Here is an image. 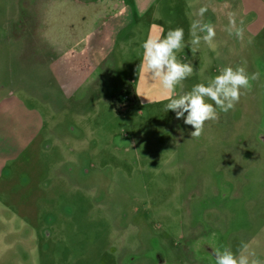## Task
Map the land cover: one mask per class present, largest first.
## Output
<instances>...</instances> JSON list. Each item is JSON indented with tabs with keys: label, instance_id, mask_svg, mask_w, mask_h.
<instances>
[{
	"label": "rangeland",
	"instance_id": "1",
	"mask_svg": "<svg viewBox=\"0 0 264 264\" xmlns=\"http://www.w3.org/2000/svg\"><path fill=\"white\" fill-rule=\"evenodd\" d=\"M53 1L0 0V264H215V248L264 261V26L234 7L242 37L225 21L192 52L184 34L194 71L175 98L225 67L259 73L193 138L138 69L145 34L76 22L72 45Z\"/></svg>",
	"mask_w": 264,
	"mask_h": 264
},
{
	"label": "clouds",
	"instance_id": "2",
	"mask_svg": "<svg viewBox=\"0 0 264 264\" xmlns=\"http://www.w3.org/2000/svg\"><path fill=\"white\" fill-rule=\"evenodd\" d=\"M203 11V10H202ZM241 25L243 21L241 20ZM229 32L236 28V21L230 20ZM197 24L192 26L193 45L192 52L201 42V37L196 34ZM201 32H206L202 37L205 42L211 43L215 37V30L211 24L199 26ZM236 35L242 37L243 28H236ZM184 32L182 28L170 29L163 38L149 37L143 44V59L138 66L142 73H147L152 80L159 81L165 90L168 103L165 105V111H174L176 118H183L185 125H190L194 129L190 136L198 138L204 130L207 121L217 120L219 112L227 113L234 109L242 95V89L250 91L251 81L258 79L259 73L249 75L244 66H231L222 69L221 73L212 78L207 85L204 83L196 84L191 91L176 97V87L192 75L193 66L191 63L181 62L177 59L176 52L184 47ZM246 64V61L243 62ZM138 96H141L137 93ZM208 100L213 103L207 102ZM187 114V115H185ZM247 249V245H244ZM215 264H264V261L252 258L254 253L239 256L224 248H215L212 251Z\"/></svg>",
	"mask_w": 264,
	"mask_h": 264
},
{
	"label": "crops",
	"instance_id": "3",
	"mask_svg": "<svg viewBox=\"0 0 264 264\" xmlns=\"http://www.w3.org/2000/svg\"><path fill=\"white\" fill-rule=\"evenodd\" d=\"M53 4L56 6V21L62 9L70 10L74 22L70 25L74 29L71 40L75 46H78V39H81L79 35L81 37L83 31L81 28L78 34L76 24L87 26L88 21H94L89 31L93 36H98L93 32L95 21L106 20L109 22H102L98 26L99 32H105L110 27L123 30L130 27L134 30L133 35L143 33L148 38H162L167 35L168 30L179 28L174 25L175 22L169 21L192 20L198 25L197 35L205 45L215 44V40L211 43L205 42L202 37L206 32H201L199 26L211 24L214 29H223L225 21L230 23L234 19V7L242 16L249 18L245 25L248 31L257 34L258 27L264 26V0H54ZM123 19L130 22H123ZM187 30L184 31L185 35L192 34L189 27Z\"/></svg>",
	"mask_w": 264,
	"mask_h": 264
},
{
	"label": "trees",
	"instance_id": "4",
	"mask_svg": "<svg viewBox=\"0 0 264 264\" xmlns=\"http://www.w3.org/2000/svg\"><path fill=\"white\" fill-rule=\"evenodd\" d=\"M116 109H117V111H118V112H120V111H121L120 107H119V108L117 107Z\"/></svg>",
	"mask_w": 264,
	"mask_h": 264
}]
</instances>
